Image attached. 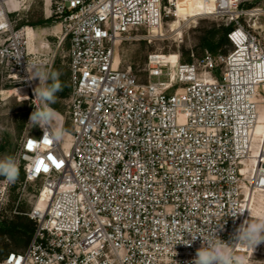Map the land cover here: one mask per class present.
Masks as SVG:
<instances>
[{"label":"built area","instance_id":"1","mask_svg":"<svg viewBox=\"0 0 264 264\" xmlns=\"http://www.w3.org/2000/svg\"><path fill=\"white\" fill-rule=\"evenodd\" d=\"M252 1L206 0L201 14L232 26L228 52L174 63L150 53L141 81L116 61L119 46L139 28L162 34L177 0H49L45 15L69 40L72 132L63 120L59 141L51 122L50 144L41 128L23 138L24 181L42 180L26 212L34 232L0 264H187L202 244L192 237L216 229L245 257L232 234L264 194V10ZM11 2L0 0V77L30 87L36 107L32 71L56 53L44 61L50 45H30L38 30L14 23ZM9 191L3 181L0 220Z\"/></svg>","mask_w":264,"mask_h":264},{"label":"rangeland","instance_id":"2","mask_svg":"<svg viewBox=\"0 0 264 264\" xmlns=\"http://www.w3.org/2000/svg\"><path fill=\"white\" fill-rule=\"evenodd\" d=\"M10 1V0H9ZM193 5L196 0H189ZM11 9L17 10L11 17L14 23L20 27L22 25H32L40 31L37 36L36 46L40 43H48L49 48L40 49L45 54L43 58L47 62L53 52L56 57L53 61L52 68L47 65L41 66L40 69L50 73L56 70L60 75L58 78L69 83V60L68 47L69 40L66 38L59 43L62 37V28L59 21L53 17L47 18L44 12L45 0H12ZM251 6H258L264 10V0H253ZM183 9L186 4L183 2ZM194 10H197L195 8ZM185 13L182 17H185ZM48 20L43 24H35L40 20ZM174 15L166 17L162 27V34H156L143 28L133 30L129 37L121 42L117 60H122L124 66L131 65L140 75V80H146V63L150 53H161L165 55L176 54L181 62H189L187 58L191 57L192 61L202 56L203 37L212 29H219L226 26L221 18L210 15H194L181 20L179 26L174 30L172 24L177 20ZM259 29L261 36H264V18ZM258 25V23H255ZM172 27V28H171ZM43 30V31H42ZM37 33V31H36ZM59 36V38L56 37ZM227 47L226 49H230ZM50 52L49 54H46ZM190 53V54H189ZM36 70V69H35ZM32 71V77L35 72ZM39 86L38 79H33V87ZM22 87L27 92L23 93ZM55 104L58 109L53 108L54 117L50 121L55 129H59L64 120V130L72 132L71 122L68 114L67 98L57 97ZM35 110L31 88L20 83L9 81L5 77H0V157L12 155L16 157L18 149L23 138L27 134H36L40 127L34 126L29 122L31 113ZM264 116V113L263 115ZM24 170L19 169V177L14 183H10V191L2 209L3 218L7 219L14 215L18 209L29 211L37 200V189L41 186L42 180L36 182L24 181ZM6 181L5 177L0 176V185ZM252 218H264V194H258L255 197L252 206ZM4 241L0 238V242ZM10 247H15L13 240L5 239ZM246 264H264V243H261L255 250L247 248L245 252Z\"/></svg>","mask_w":264,"mask_h":264},{"label":"clouds","instance_id":"3","mask_svg":"<svg viewBox=\"0 0 264 264\" xmlns=\"http://www.w3.org/2000/svg\"><path fill=\"white\" fill-rule=\"evenodd\" d=\"M59 72H45L37 68L33 74V79H38L39 86L34 89L35 98L39 102L35 110L31 113L29 122L34 126H39L43 132V139H49L48 125L55 113L50 107L56 102L55 94L62 91L59 82ZM51 80V83L48 81ZM53 139L59 141L65 135L62 129H56L52 134ZM0 176L5 177L9 183H14L19 177V161L15 156L5 155L0 157ZM221 229L223 225L219 226ZM218 229L208 234L207 239L201 235L192 237L193 241L198 237L202 238L201 247L197 249L195 258L187 264H243V260L235 256L229 244L222 241L217 235ZM232 239L240 245L255 250L258 245L264 243V218L256 217L245 220L232 234Z\"/></svg>","mask_w":264,"mask_h":264},{"label":"trees","instance_id":"4","mask_svg":"<svg viewBox=\"0 0 264 264\" xmlns=\"http://www.w3.org/2000/svg\"><path fill=\"white\" fill-rule=\"evenodd\" d=\"M251 6V5H249ZM46 20L37 21L35 24H43ZM232 29L231 25L221 26L219 29H212L203 37L202 40V50L203 53L209 51L213 54L217 53H227L230 47V41L228 39L227 33ZM190 54V53H189ZM190 62L192 61L190 55L187 58ZM56 70H52L53 72ZM50 72V73H51ZM59 82L62 85V91H59L55 94L57 97L66 98L70 91V84L65 83L62 79L58 78ZM51 83V80L48 81ZM52 106L55 109L59 110V107L53 103ZM27 211L18 209L10 218H3L0 220V238L4 241L0 242V261H2L9 252L17 251L25 248L31 240L32 234L34 232V221L28 217L26 214ZM5 239L13 240L15 247H10L9 243Z\"/></svg>","mask_w":264,"mask_h":264},{"label":"bare ground","instance_id":"5","mask_svg":"<svg viewBox=\"0 0 264 264\" xmlns=\"http://www.w3.org/2000/svg\"><path fill=\"white\" fill-rule=\"evenodd\" d=\"M183 2L186 4L185 9H183V7H182ZM48 5H49V0H45V6L48 7ZM205 7H206V0H196V2H194L193 5L191 4V2L189 0H177V13H176L175 18H178V19L172 24L173 28L172 27L171 28L174 30L177 26H179L180 21L185 20L186 18H188V16L192 17L194 15H199V14L203 13ZM195 8H197V10H194ZM183 13L186 14L185 17H182ZM159 30H160L159 28L158 29L154 28L153 32L159 33L160 32ZM28 36H29L30 45L32 46L34 42L36 43V39H37L36 31L29 27L28 28ZM33 40H35V41H33ZM42 45L45 46L44 43H42ZM160 55H161L160 57H162L165 60L170 61L172 63L176 62L178 59L176 54L165 55V54L160 53ZM116 61H119V60H117V56H116ZM22 88L23 89L21 92L26 93L27 92L26 88L25 87H22ZM263 113H262V115H263ZM262 115H261V120L264 119V116H262ZM262 131H264V122H260L256 127V133L257 134L261 133ZM255 197L256 196L253 197V202L255 201ZM37 202L39 203V206L44 205V203L41 200H38ZM239 257H241V256H239ZM241 258H242L243 262L247 261L245 257H241Z\"/></svg>","mask_w":264,"mask_h":264},{"label":"snow or ice","instance_id":"6","mask_svg":"<svg viewBox=\"0 0 264 264\" xmlns=\"http://www.w3.org/2000/svg\"><path fill=\"white\" fill-rule=\"evenodd\" d=\"M44 143H45V144H50L51 141L44 140ZM29 147H31V142H29ZM49 160H52L53 163L56 165V167H60V164H59V163H56V161H55V159H54L53 157L49 156ZM41 166H43V161H41ZM39 170H40V169L38 168L37 171H39ZM43 170H44V171H47V168L45 167Z\"/></svg>","mask_w":264,"mask_h":264},{"label":"crops","instance_id":"7","mask_svg":"<svg viewBox=\"0 0 264 264\" xmlns=\"http://www.w3.org/2000/svg\"><path fill=\"white\" fill-rule=\"evenodd\" d=\"M37 34L40 35V31H37L36 35H37ZM38 35H37V36H38Z\"/></svg>","mask_w":264,"mask_h":264}]
</instances>
